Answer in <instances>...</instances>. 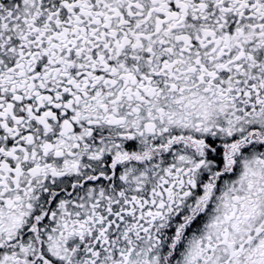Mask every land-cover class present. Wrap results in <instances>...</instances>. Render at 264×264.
I'll return each mask as SVG.
<instances>
[{"label": "snow or ice", "instance_id": "1", "mask_svg": "<svg viewBox=\"0 0 264 264\" xmlns=\"http://www.w3.org/2000/svg\"><path fill=\"white\" fill-rule=\"evenodd\" d=\"M0 264H264V0H0Z\"/></svg>", "mask_w": 264, "mask_h": 264}]
</instances>
